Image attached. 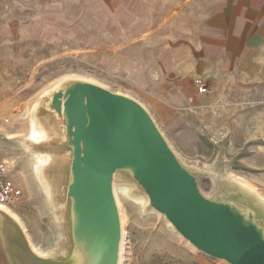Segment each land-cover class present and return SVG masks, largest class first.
<instances>
[{"label":"rangeland","instance_id":"374dc122","mask_svg":"<svg viewBox=\"0 0 264 264\" xmlns=\"http://www.w3.org/2000/svg\"><path fill=\"white\" fill-rule=\"evenodd\" d=\"M208 5L0 0V154L18 192L7 207L38 251H53L60 239L47 201L52 155L35 149L49 138L36 101L70 79L92 80L140 101L179 157L208 172L200 181L204 193L214 191L213 179H230L264 198V59L248 74L207 65L198 38ZM196 77L206 92H198ZM115 189L124 215L121 264H225L145 209L143 195L132 198L130 185Z\"/></svg>","mask_w":264,"mask_h":264},{"label":"water","instance_id":"95a60500","mask_svg":"<svg viewBox=\"0 0 264 264\" xmlns=\"http://www.w3.org/2000/svg\"><path fill=\"white\" fill-rule=\"evenodd\" d=\"M36 102L49 138L35 149L52 155L45 171L51 201L45 199L59 246L38 251L0 207V264H121L118 185H130L132 198L142 194L145 209L195 250L225 264H264V198L230 179H213L214 191L204 193L200 181L208 172L179 157L140 101L76 78Z\"/></svg>","mask_w":264,"mask_h":264},{"label":"crops","instance_id":"0c3cea01","mask_svg":"<svg viewBox=\"0 0 264 264\" xmlns=\"http://www.w3.org/2000/svg\"><path fill=\"white\" fill-rule=\"evenodd\" d=\"M199 57L246 74L264 59V0H208ZM199 47L197 46V49Z\"/></svg>","mask_w":264,"mask_h":264},{"label":"built area","instance_id":"2783aa9c","mask_svg":"<svg viewBox=\"0 0 264 264\" xmlns=\"http://www.w3.org/2000/svg\"><path fill=\"white\" fill-rule=\"evenodd\" d=\"M195 84L197 85L198 92L204 93L207 90L205 82L202 77L195 78ZM9 169L7 162L0 154V205L7 206L11 203H14L18 199V192L15 188V184L8 176Z\"/></svg>","mask_w":264,"mask_h":264},{"label":"bare ground","instance_id":"6f19581e","mask_svg":"<svg viewBox=\"0 0 264 264\" xmlns=\"http://www.w3.org/2000/svg\"><path fill=\"white\" fill-rule=\"evenodd\" d=\"M31 119V118H30ZM32 121V120H31ZM9 135V134H8ZM26 135V134H25ZM7 136V135H6ZM25 151V150H24ZM26 152V151H25ZM29 153V152H28ZM4 160H5V162H7V160H6V158H4ZM29 164V163H28ZM30 170V169H29ZM33 172H34V170H33ZM24 177V176H23ZM37 179V178H36ZM38 184H39V181H38ZM115 192H116V189H115ZM127 196H128V193H127V190H126V186L124 187V191H123ZM117 193V192H116ZM116 196H117V199H118V202H119V204H121V202H120V198L118 197V194H116ZM0 207H2V208H5L6 210H10V209H8V207L7 206H4V205H0ZM122 212V211H121ZM12 213V212H11ZM123 216L124 215H122V219H123ZM189 247V246H188Z\"/></svg>","mask_w":264,"mask_h":264}]
</instances>
